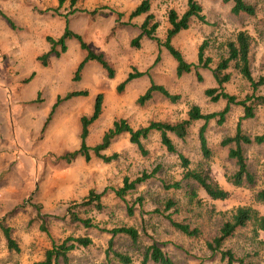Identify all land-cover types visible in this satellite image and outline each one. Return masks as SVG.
Masks as SVG:
<instances>
[{
    "label": "rangeland",
    "instance_id": "rangeland-1",
    "mask_svg": "<svg viewBox=\"0 0 264 264\" xmlns=\"http://www.w3.org/2000/svg\"><path fill=\"white\" fill-rule=\"evenodd\" d=\"M71 1L63 0L59 5V0H0V264H32L53 241L69 235L88 236L93 242L73 249L68 264H122L112 252L107 255L111 235L100 228L123 225L135 227L138 240L133 243L116 235L111 248L129 256L130 264H140L145 248L153 243L172 264H227L220 252L207 249L206 242L237 206L250 205L264 212V200L256 196L264 189V143L243 145L253 183L243 181L237 187L227 179L236 170L235 161L219 144L223 137L234 134L243 114L241 106L231 105L222 124L208 122L209 159L202 157L199 148L198 129L203 121H195L184 139L172 136L177 152L189 159L191 168L209 166L212 179L230 191L225 200L209 198L196 183L184 179L177 154L166 150L157 133L144 140L145 154L129 142L127 134H121L104 151L117 154L110 162L92 153L89 160L77 156L70 162L61 156L78 148L80 117L92 111L97 93L103 95L102 112L89 126L86 142L90 146L99 142L118 118L137 128L150 120H180L193 104L204 113L220 111L225 101H212L204 90L216 86L211 68L226 55L225 42L234 40L238 31L245 30L252 37L249 59L254 80L264 78V0H245L253 5V14L232 13L231 0H198L204 21H192L175 36L173 45L186 61L196 63L197 48L206 41L205 54L211 63L209 68L198 67L180 76L175 73L173 58L155 41L131 45L138 30L126 20L136 0H74L73 5ZM185 6L186 0H153L151 12L159 23L158 38L165 37L168 10L181 14ZM66 22L94 52L103 54L114 70L112 78L97 63L87 64L77 78L74 76L77 60L84 54L74 38L66 41L65 52L58 57L51 54L46 65H41L37 56L48 50L46 37L57 39ZM132 69L148 74L117 92V84ZM228 71L227 93L237 99L253 93L249 81L233 67ZM150 81L178 94L179 99L171 102L155 95L139 105L137 97ZM84 89L86 95L67 96ZM255 94L264 95V82ZM240 124L246 134H261L264 108L258 107L253 118L241 119ZM153 170L154 175L128 191L124 200L112 191L122 184L124 176L134 179ZM174 181L180 182V188H164ZM90 189H106L100 197V211L77 204ZM168 199L175 205L164 212ZM128 205L133 206L132 215L127 213ZM74 210L96 226L71 221L68 212ZM166 214L197 227L200 235L182 234L172 227ZM3 228L10 230L18 251L8 250ZM222 248L233 253L232 264L240 260L242 264H264V231L255 234L251 224L237 228Z\"/></svg>",
    "mask_w": 264,
    "mask_h": 264
},
{
    "label": "trees",
    "instance_id": "trees-1",
    "mask_svg": "<svg viewBox=\"0 0 264 264\" xmlns=\"http://www.w3.org/2000/svg\"><path fill=\"white\" fill-rule=\"evenodd\" d=\"M227 1V0H225ZM232 7L231 12L238 14L244 12L247 14L254 13L253 5L247 3L245 0H231ZM63 0H59L61 4ZM73 5L74 0L71 1ZM152 0H140V2L132 9L128 15L129 19L144 15L142 22L139 25V33L131 39L132 46L138 47L140 40L143 37L155 41L159 47H164L168 54L175 61V73L180 76L184 73H189L192 70H196L198 67L209 68L211 58L205 54L207 48V42L202 41L197 48V61L196 63L188 62L184 59L182 53L176 48L172 39L181 31L189 28L192 21H204V15L202 13V6L198 0H186V6L184 11L180 14L175 9H169L167 12V28L166 34L163 40L157 37L156 29L158 28V21L154 14L150 12ZM121 14V13H120ZM74 38L79 43L80 49L83 51V58L76 66L74 76L77 78L84 65L88 62H94L99 64L106 72L108 78H112L114 70L110 64L105 60L102 53L94 52L88 44L82 39V37L72 31L67 22L65 24L62 34L57 38L47 36L50 48L47 52L41 54L38 59L43 65H46L47 58L53 54L58 57L61 53L66 51V41ZM252 37L245 31L241 30L235 36L234 40L225 42L226 55L222 56L215 66L211 68V73L216 83L215 87H208L204 90V93L212 101H218L220 99L225 101L224 107L220 111L204 113L201 111L198 105H191L185 114V117L177 121H158L150 120L145 125L133 128L124 118L115 119L111 126L105 130L95 145L90 146L87 144L86 139L89 132V126L98 119L102 112V93H97L94 97V104L92 112L89 115H83L80 117V134H79V146L78 148L69 151L61 157L67 162L77 156H82L85 160H89L91 153L100 158L104 162H110L116 159L117 154H106L104 151L111 145L113 140L121 134H127L130 143L134 144L139 152L146 153L144 149V140L149 138L152 132H157L161 144L170 153L177 154L180 164L183 170V178L191 180L197 184V186L205 192V194L213 200H225L230 196V191L222 188L215 180L212 179L209 166L203 168L199 167L191 168L189 159L182 153L177 152L175 144L173 143L170 135L178 139H184L189 134L191 125L197 121H203V124L198 129V141L199 148L202 157L209 159L211 157V149L207 142L206 126L209 121L214 120L217 124H222L226 118V114L230 110V106L235 104L242 107L243 114L239 118L236 129L233 135L223 137L219 144L226 148L227 157L235 161L236 170L227 179L234 186H239L246 181L253 183V177L248 171L246 157L244 155L243 145L262 144L264 143V131L261 134L249 135L243 132L241 128V119L253 118L255 116L256 109L258 107L264 108V95H256L255 90L258 85H262L264 78L260 77L257 81L254 80L250 69V49H251ZM59 47V49H57ZM233 67L241 77L249 81L253 93L244 99H237L233 94H229L224 90V85L231 78L229 70ZM148 71H139L132 69L129 71L125 78L121 80L117 86V92H121L125 86L135 78H139L143 75H147ZM158 93L162 97L171 102H176L179 99L178 94L171 93L161 84H156L150 81L148 87L142 94L137 97V103L143 105L149 101L153 94ZM86 90L78 92H72L70 95H86ZM60 98L58 97L57 100ZM155 173V170L149 172L143 171L139 176L134 179H130L128 176H124L122 184L112 189L114 194L124 200L125 194L133 190L135 186L148 178H151ZM164 188H180V182L174 181L170 184H164ZM106 189L101 192H97L94 189H90L88 193L82 198L81 203L83 206H87L89 209H95L100 211L103 207L100 197ZM257 198L261 201L264 200V189L258 191ZM175 205L172 199H168L164 203L163 211H167ZM70 210V208L68 209ZM157 211V210H156ZM127 213L133 214V206H127ZM68 216L71 221L81 223L85 227L96 226L90 218H81L76 210L68 212ZM172 227L182 234L188 237H198L200 230L197 227L190 226L189 223L183 221H176L171 218L170 214H166ZM248 224L252 225V230L255 234L258 231H264V212H260L257 208L250 205L237 206L231 213V216L223 221L218 229L217 234L206 242V247L211 252H220L221 257L227 260V264L234 262V255L230 249H223L222 245L226 239L231 237L235 230L240 227H244ZM102 231L108 232L111 236L108 240L107 255L110 252L117 258L122 264H130L131 258L126 254L118 251H114L112 247L113 237L116 235H124L128 237L132 242H136L139 238V231L133 226H118L110 229L100 228ZM6 245L9 251H18V246L14 238H12L10 230L3 228ZM92 239L88 236H72L69 235L63 238L59 242H52L51 247L47 248L43 257L40 260L34 261L32 264H68L70 259V252L78 247H89L92 245ZM152 262L154 264H172L171 259L153 243L145 248L143 257L140 264H148ZM242 264V261H239Z\"/></svg>",
    "mask_w": 264,
    "mask_h": 264
},
{
    "label": "crops",
    "instance_id": "crops-1",
    "mask_svg": "<svg viewBox=\"0 0 264 264\" xmlns=\"http://www.w3.org/2000/svg\"><path fill=\"white\" fill-rule=\"evenodd\" d=\"M139 2H140V0H136V2H135V4H134V6H133L132 9H134V7H135ZM62 3H63V2H62ZM62 3H61V4H62ZM152 3H153V0H152V2H151V6H152ZM59 5H60V4H59ZM73 7H74V6H73ZM132 9H131V10H132ZM131 10H130V11H131ZM150 12H151V8H150ZM129 13H130V12H129ZM129 13H128V15H129ZM151 13H152V12H151ZM152 14H153V13H152ZM143 18H144V15L137 16V17H134V18H131V19H129V17H128V20H126V22H128V24H131V25H135V24H136V27H137V30H138V31H137V34H138V33H139V28H138V27H139L140 23L142 22ZM167 25H168V22H167ZM64 27H65V26H64ZM63 30H64V28H63ZM62 32H63V31H62ZM174 38H175V37H174ZM174 38H173V39H174ZM173 39H172V43H173ZM146 40L150 41L151 39H148V38H146V37H143V38L140 40V43H141L142 41H146ZM49 48H50V45H49V47H48V50H49ZM48 50H47V51H48ZM47 51H46V52H47ZM83 55H84V54H83ZM83 55H82V56H83ZM39 56H40V55H38L37 58H38ZM55 57H56V56H55ZM80 60H81V59H78L77 62L79 63ZM78 63H77V64H78ZM90 63H94V62H88V63H86V64L84 65V67L87 66V64H90ZM41 65H43V64L41 63ZM43 66H44V65H43ZM84 67H83L82 69H84ZM139 71H142V70H139ZM31 74H32V73H31ZM143 76H145V75H143ZM141 77H142V76H141ZM84 90H85V89H84ZM87 92H88V91H87ZM155 95H160V94L155 93V94H153L152 98H153ZM81 97H84V96H80L79 98H81ZM91 112H92V111H91ZM91 112H90V113H91ZM90 113H89V114H90ZM89 114H88V113H83L81 116H83V115H89ZM184 117H185V116H183L182 118H184ZM182 118H180V119H182ZM158 121H164V120H158ZM165 121H166V120H165ZM176 121H177V120H176ZM141 126H142V125H141ZM138 127H139V126H138ZM152 133H157V132H152ZM152 133H151V134H152ZM151 134H150V135H151ZM157 134H158V133H157ZM150 135H149V136H150ZM172 136H173V135H170L171 138H172Z\"/></svg>",
    "mask_w": 264,
    "mask_h": 264
}]
</instances>
